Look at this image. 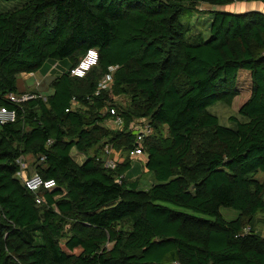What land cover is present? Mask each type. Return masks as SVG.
Here are the masks:
<instances>
[{
	"label": "trees",
	"instance_id": "trees-1",
	"mask_svg": "<svg viewBox=\"0 0 264 264\" xmlns=\"http://www.w3.org/2000/svg\"><path fill=\"white\" fill-rule=\"evenodd\" d=\"M248 1L264 4L23 0L0 11V106L16 113L0 124V264H264V237L251 225L264 212V184L254 178L264 172V13L220 9ZM201 4L210 6L205 37L185 20ZM88 48L96 64L70 76ZM54 62L65 67L48 94L8 100L18 74L44 73ZM242 69V119L219 124L208 107L231 104ZM107 74L108 86L97 90ZM114 116L120 127L108 124ZM138 119L151 131L135 165L127 153ZM106 145L123 156L112 167L104 165ZM72 148L85 155L80 162ZM25 155L53 188L22 185ZM141 170L151 176L146 188ZM219 207L236 216L224 219Z\"/></svg>",
	"mask_w": 264,
	"mask_h": 264
},
{
	"label": "rangeland",
	"instance_id": "rangeland-1",
	"mask_svg": "<svg viewBox=\"0 0 264 264\" xmlns=\"http://www.w3.org/2000/svg\"><path fill=\"white\" fill-rule=\"evenodd\" d=\"M23 0H0V11H5L13 6L20 5ZM210 6H206L205 4H201L199 6V9H202V11L199 12H191L186 18L190 28H191V33H197L200 32L204 37L207 36L208 30H207V24L209 21V16L208 13L206 12L207 9H209ZM220 9H225L228 11H244V10H259L264 13V4L261 2L257 1H248V2H233L230 3L226 6L220 7ZM56 64V62H55ZM49 65V62H45V64L42 67H46ZM50 67L47 69L48 71L51 70V77H54L55 75H58L61 73V70L64 69L65 65L59 64L58 67L54 68ZM52 68V69H51ZM36 73H39L43 75V71L38 70ZM48 73V72H47ZM50 79V78H48ZM47 79V80H48ZM45 81V86L44 83L39 85L38 87L36 86V79L34 75L26 78H20L19 75L16 77V85L18 89L23 88L21 91H27V90H33V89H39L41 94L40 95H46L49 87L46 88V84L48 81ZM236 86L238 88V94L233 98L231 104L225 105L221 102H215L212 105L208 107V110L210 113L214 114L217 117V120L219 124L225 125V126H233L235 120H240L242 117L238 114L237 109L239 105L247 98L248 96V90H249V79L247 75L246 70H240L237 73L236 77ZM47 89V91H43ZM116 102L120 105H125L127 103V99L123 96H119L116 98ZM160 133L164 134L165 129L160 128ZM109 147L112 151L104 156L107 158V160H113L114 154L117 156L115 161H119L120 159L123 158L121 154H119V151L114 150L113 148ZM90 153V151L88 152ZM70 154L72 155L73 159L76 162H80L84 158V154L82 153H77L73 148L70 150ZM19 174L18 177H23V176H28L33 172L32 168V162L33 158L30 155L27 156H22L19 158ZM134 161L132 162V164ZM139 165L140 163L137 162ZM26 166V167H24ZM138 185L140 188H146L150 185L151 183V176L145 172L144 170L140 171V174L138 175ZM254 178L257 180L261 181L264 184V172L258 171L255 175ZM188 211V210H187ZM219 213L224 219H232L236 216V211L232 208L229 207H219ZM197 214V213H196ZM201 215V214H198ZM258 215L255 220L251 222V225L254 227L256 232L261 231L264 226V212L256 214ZM246 218H242V223L246 224ZM259 223V224H258Z\"/></svg>",
	"mask_w": 264,
	"mask_h": 264
},
{
	"label": "built area",
	"instance_id": "built-area-1",
	"mask_svg": "<svg viewBox=\"0 0 264 264\" xmlns=\"http://www.w3.org/2000/svg\"><path fill=\"white\" fill-rule=\"evenodd\" d=\"M96 62H97L96 49L88 48L83 53V55L80 56L77 63L68 69V74L74 77H82L90 67L96 64ZM110 81H111V76L109 74L102 76L98 82L97 90L106 88ZM97 90L95 93H97ZM6 97L10 102L14 104H19L27 99L33 98L34 94L29 91H22L17 93H8ZM71 104L74 107L77 105L74 100L71 101ZM103 111L104 112L108 111L109 114L111 115L115 114L113 108L103 109ZM15 116L16 113L14 108H6L4 106H0V124L13 122ZM107 122L109 125H112L113 127H120L122 125L121 118L119 116H114L112 119H108ZM129 126L135 132V138H134L135 145L132 149L128 151L127 157L131 160L138 158L140 161H143L144 153L142 152L141 144L144 137L147 136L151 131L150 125L147 120L138 119V120H132ZM103 151L106 155H108L112 150L106 145L104 146ZM115 162H116L115 160H107L106 158L104 161V165L112 167ZM19 171L17 173V176L19 174ZM18 178L20 179L22 185L32 193H36V191L39 188H42L44 190H50L55 186L53 179H43L42 177H40L39 174H37L34 171L28 176H23ZM118 179L119 178H117V180ZM35 201L39 202V198L36 197ZM248 231H249L248 226L242 228V232L246 233ZM256 233H259L262 237H264V228Z\"/></svg>",
	"mask_w": 264,
	"mask_h": 264
},
{
	"label": "crops",
	"instance_id": "crops-1",
	"mask_svg": "<svg viewBox=\"0 0 264 264\" xmlns=\"http://www.w3.org/2000/svg\"><path fill=\"white\" fill-rule=\"evenodd\" d=\"M54 64H55V62L52 63V64L50 65V67H53ZM59 64H60V63H56V65H55L54 68L58 67ZM50 67H49V68H50ZM51 69H52V68H51ZM41 71H42V70H41ZM47 72H48V73H47ZM51 73H52L51 70H50V71L47 70L46 72H44L43 75H41V74H39V73H36V72H33V73H20V74H18V75L20 76V78H23V79L26 78V77H30V76L34 75V77H35V79H36L35 83H37L36 86L38 87L39 85H41L42 83H44L48 78H50V79L52 78V77L50 76ZM16 77H17V76H16ZM50 79L47 80L48 82H47V84H46V88L49 87V86H48V83H49ZM15 82H16V81H15ZM44 86H45V83H44ZM15 87H16V90H17L18 92H22L21 90H23V88L18 89L16 83H15ZM47 89H48V91H47ZM47 89L44 88L43 91H47V94H48V93L51 91V89H50V88H47ZM27 91H36V92H38L39 94H41V92H40L39 89H33V90H27ZM25 156H27V155H25ZM116 158H117V156H115V154H114V158H113V160H115ZM132 162H133V161H132ZM137 162L139 163V159H138V158L135 159V161H134L133 164L138 165ZM140 162H141V161H140ZM24 167H26V166H24ZM258 214H259V213H258ZM257 216H258V215H255L253 219H255ZM258 224H259V223H258ZM263 226H264V224H263Z\"/></svg>",
	"mask_w": 264,
	"mask_h": 264
}]
</instances>
